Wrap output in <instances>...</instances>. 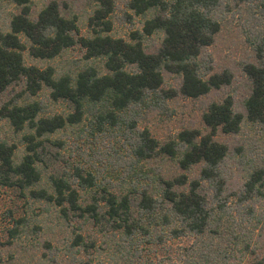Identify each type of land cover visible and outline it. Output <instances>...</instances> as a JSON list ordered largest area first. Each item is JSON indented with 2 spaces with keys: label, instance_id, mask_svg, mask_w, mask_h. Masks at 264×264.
Here are the masks:
<instances>
[{
  "label": "trees",
  "instance_id": "1",
  "mask_svg": "<svg viewBox=\"0 0 264 264\" xmlns=\"http://www.w3.org/2000/svg\"><path fill=\"white\" fill-rule=\"evenodd\" d=\"M88 1L97 5L89 19L91 37L78 36L76 19L62 16L55 1L32 18V0H12L19 13L12 18L9 32L0 33V93L23 81L24 94L37 96L47 89L52 101L66 102L73 111L66 116L41 117L43 108L38 102L21 105L10 102L3 106L1 116L9 121L16 135L22 134L20 142L25 154L16 163V145L0 141V187L16 188L34 200L51 204L58 208L64 220L83 219L99 228L104 236L113 233L116 240L109 264H155L144 257V245L160 246L186 237L196 242L189 249H180L183 264H218L211 256L210 245L202 243L211 233L215 214L202 193L201 183H209L218 193L223 190L219 167L227 156V147L216 140L218 134L237 135L244 120L264 125V65L246 63L242 67L250 82L249 94L243 101L244 113L235 110L231 95L209 104L201 114L205 134L197 129H185L175 140L159 143L147 130L136 127L137 119L133 116L138 107L150 103L154 96L166 100L179 93L195 100L230 86L232 73L226 69L213 72L205 51L220 33V15L229 11L232 2L253 3L264 13V0H128V9L136 16L145 17L141 32L133 33L132 42L109 35V17L114 11L112 0ZM251 18L250 29L247 23L250 43L261 59L264 20ZM158 32L163 34L161 45L156 52L148 53L143 39ZM76 44L84 49L87 60L103 62V69L90 66L74 78L68 75L57 78L50 67L40 69L24 63L25 51L33 59L51 60ZM129 67L135 71H128ZM163 72L181 78L178 90L164 91ZM90 111L94 112L98 127L106 124L128 127L132 134L133 166L167 157L176 160L182 173L167 180L156 176L142 189L137 187L139 180L131 182L137 196L103 189L99 200L92 197V203L85 206L79 191L96 185V179L88 172L83 175V171L76 169L72 175H50L48 188L41 187L42 171L38 164L45 149L43 139L79 124ZM196 166H201L199 178L190 180L186 173ZM141 175L138 172L136 177ZM257 182L260 183L255 189ZM259 188H264V169L251 175L240 202L252 199ZM23 224L25 221L21 219L15 222L9 231L10 240L19 234ZM10 242L0 241V264H6L2 249ZM74 247L83 248L88 257L95 243H84L81 234L76 233L71 245Z\"/></svg>",
  "mask_w": 264,
  "mask_h": 264
},
{
  "label": "rangeland",
  "instance_id": "2",
  "mask_svg": "<svg viewBox=\"0 0 264 264\" xmlns=\"http://www.w3.org/2000/svg\"><path fill=\"white\" fill-rule=\"evenodd\" d=\"M52 1L58 4L62 16L76 19L78 36H92L89 19L97 8L95 3L88 0H32V18ZM112 1L114 11L109 17V35L132 42L133 33L141 32L145 17L134 15L127 7L128 0ZM258 12L259 8L253 3L232 2L229 11L220 15V33L205 51V58L211 61L213 72L226 69L232 73L234 78L230 86L195 100L186 99L179 93L166 100L154 96L148 101L150 103L134 111L136 127L141 131L147 130L159 143L175 140L178 133L185 129H197L205 134L207 130L202 125L201 114L210 103L220 102L228 95L234 98L235 110L244 113L243 101L249 94L250 82L242 67L246 63L264 65V50L261 59H258V52L252 49L247 29V23L249 29L251 26L249 19L253 21L251 17L264 20V13ZM18 13L19 8L12 0H0V33L9 32L10 22ZM162 39L163 34L159 32L144 38L146 51L156 52ZM23 57L26 66L40 69L50 67L57 78L64 75L74 78L90 66L103 69V62L87 60L84 49L78 44L51 60L33 59L27 51ZM127 70L134 72L135 68L129 67ZM163 77L164 91L178 90L181 83L179 76L163 72ZM23 90L24 82L21 81L0 93V111L10 102L20 105L38 102L43 108L41 117L66 116L73 111L66 102L52 101L47 89L37 96L26 95ZM21 136L14 133L9 121L0 112V141L16 145V163L25 154ZM43 140L45 149L42 162L38 164L42 171L41 187L48 188L50 175H72L76 169L83 171V175L88 172L96 179V185L90 190L79 191L84 206L92 203V197L99 200L103 189L137 196L131 182H139L137 187L142 189L156 176L167 180L182 173L176 160L167 157L133 166L135 161L130 149L132 134L128 127L123 124L98 127L93 111L88 112L79 124L67 126ZM216 140L227 147V156L219 167L223 190L218 193L209 183H201L202 193L210 201L215 214L211 233L202 243L210 245L211 256L218 264H264V188L255 191L257 194H253L252 199L240 202L251 175L256 170L264 169V125L244 120L237 135L218 134ZM200 170L201 166H196L186 175L190 180H197ZM138 172L142 174L140 178L136 177ZM103 207L101 202L100 209L103 210ZM18 219L24 220L25 224L21 225L19 234L10 240L9 231ZM76 233L81 234L84 243H95L88 257L83 248H71ZM112 235L100 234L99 228L83 219L73 217L64 220L58 208L34 200L27 193L21 194L16 188L0 187V241H11L2 249L6 264H109L114 251L113 241L116 240ZM195 242L194 238L186 237L167 241L160 246L144 245V257L155 264L159 261H164L163 264H183L180 249H189Z\"/></svg>",
  "mask_w": 264,
  "mask_h": 264
}]
</instances>
